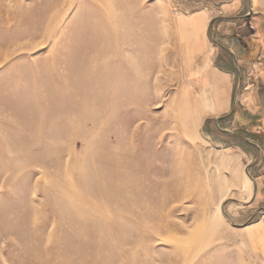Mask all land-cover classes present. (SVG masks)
Segmentation results:
<instances>
[{
	"label": "rangeland",
	"instance_id": "rangeland-1",
	"mask_svg": "<svg viewBox=\"0 0 264 264\" xmlns=\"http://www.w3.org/2000/svg\"><path fill=\"white\" fill-rule=\"evenodd\" d=\"M207 8L0 0V264H264L242 161L183 75L178 19Z\"/></svg>",
	"mask_w": 264,
	"mask_h": 264
},
{
	"label": "crops",
	"instance_id": "crops-1",
	"mask_svg": "<svg viewBox=\"0 0 264 264\" xmlns=\"http://www.w3.org/2000/svg\"><path fill=\"white\" fill-rule=\"evenodd\" d=\"M214 2L215 9L178 19L182 70L187 79L197 74L201 97L212 105L205 119L229 140L222 148L242 161V176L252 185L244 202L251 216L263 217L240 235L264 261V0Z\"/></svg>",
	"mask_w": 264,
	"mask_h": 264
},
{
	"label": "bare ground",
	"instance_id": "bare-ground-1",
	"mask_svg": "<svg viewBox=\"0 0 264 264\" xmlns=\"http://www.w3.org/2000/svg\"><path fill=\"white\" fill-rule=\"evenodd\" d=\"M115 30H116V29H115ZM117 30H118V28H117ZM117 30H116V31H117ZM117 62H118V61H117Z\"/></svg>",
	"mask_w": 264,
	"mask_h": 264
}]
</instances>
